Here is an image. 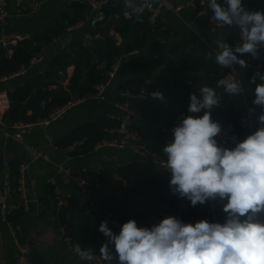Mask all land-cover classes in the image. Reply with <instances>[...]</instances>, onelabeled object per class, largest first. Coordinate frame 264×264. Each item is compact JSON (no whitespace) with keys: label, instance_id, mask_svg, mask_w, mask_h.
<instances>
[{"label":"crops","instance_id":"0c3cea01","mask_svg":"<svg viewBox=\"0 0 264 264\" xmlns=\"http://www.w3.org/2000/svg\"><path fill=\"white\" fill-rule=\"evenodd\" d=\"M172 1L180 3L185 0ZM113 3L122 5L124 15L130 16V10L125 8V0H113L110 4ZM79 4H83L84 8ZM7 9L8 15L4 19H0V46L4 42L17 44L19 41L29 38L32 40V47H37V45L41 47L39 55L43 57L40 62L31 63L25 72H15L0 81V93H5L7 96L8 106L9 91L35 74L47 70L49 59L69 43L74 41L84 43L85 39H89L92 41L91 46L99 47L103 44L106 34H109L117 43H126L130 38V35L124 37L114 30L115 25L121 22L119 14H112L104 24L98 27L99 31L94 36L89 33L82 34L83 28L70 30L74 26H71L70 21L78 14L84 15L85 20L88 19L91 9L85 0H8ZM160 18L172 28L173 35L177 36L178 40L183 32H195L197 41L208 53H213V58V49L216 48L215 41L223 38L227 42L229 34L233 35L238 31L234 27L217 25L211 21L210 13L196 16L195 10L191 7H185L178 14L163 10ZM56 25L67 27V33L54 40L50 45L42 42L41 37L37 41L35 40L36 36H41L45 30ZM263 51L264 49L260 53ZM145 53L146 48L123 53L117 63L120 65L133 54L142 55ZM8 55L11 56V54ZM240 58L248 63L247 68H241L238 64L237 68L243 73L249 104L251 109H255L252 113L253 120L258 126L257 117L261 114L262 109L253 105V100L256 84L261 81L259 78L256 79L255 84L249 81L256 71L260 72L263 66L262 64L253 65L247 54L241 55ZM174 59L173 55L168 54L167 62L162 66V69ZM73 71L74 65L69 66L65 72L60 71V82L63 87L68 86ZM131 78H133L132 75L117 74L106 87L104 100L98 99L94 95L79 99L48 125H37L30 128L23 135L21 141L7 137L3 128L0 127V264H16V246L9 226L3 218L1 203L5 199V188L12 173L10 162L12 160L22 162L29 158L26 145H36L50 155L48 161L44 159L33 161L27 170L25 192L28 203L23 216L27 241L43 255L48 264H89L88 261L77 257L67 247L59 229H57L59 218L55 215L56 201L53 186L59 187L64 195L74 200L76 227L83 226L93 235L99 229L104 216H108L112 220L127 222L129 219L135 220V213L138 212L149 220H156L166 211L181 213L186 207L181 204L171 206L151 196L130 193L121 187L126 184V180L121 181L113 176L116 166L129 161L132 157L144 159L135 155L131 147L119 149L100 143L93 151L76 156L71 153L72 147L57 148L55 146L59 138L88 120L105 114L112 117L125 116V112L116 107V104H125L133 111V114L130 115V123L140 131L143 139L151 147L163 152V148L173 140V136L163 132L159 126L172 129L177 126L184 118L179 117L181 95L207 85L189 83L187 87L172 89L166 100L154 101L149 94L147 97H134L129 91L121 90L120 87ZM146 80L153 82L154 79L153 76H148ZM236 140H238L237 132L232 143ZM61 166L92 170L101 175L102 180L99 187L88 193L91 203L89 210L82 207L79 201L85 193L68 178ZM16 203L17 201L10 202L9 205L15 206ZM215 205L218 219L225 222L226 214L222 210V203L215 201ZM196 210L199 209L196 208ZM106 239L104 236L101 242H105Z\"/></svg>","mask_w":264,"mask_h":264},{"label":"trees","instance_id":"16d2710c","mask_svg":"<svg viewBox=\"0 0 264 264\" xmlns=\"http://www.w3.org/2000/svg\"><path fill=\"white\" fill-rule=\"evenodd\" d=\"M218 2L223 4V0H218ZM242 2L249 11H264V0H242ZM79 6L84 8L83 4H79ZM105 13L106 19L101 24H104L112 14H119L121 22L115 25L114 30L124 37L130 35L129 40L126 43H117L109 34H106L103 44L99 47L85 45L81 41L69 43L49 59L47 70L35 74L9 91V106L4 113L6 121L11 123L36 122L49 118L57 109L70 101L95 94L97 86L107 81L110 71L123 53H131L144 48H146L145 54H133L120 64L117 74L133 76L120 87L121 90L133 94L145 90L149 95L159 91L166 100L172 89L187 87L189 83H202L215 88L217 81L224 78L227 69L217 65L214 58H208V52L197 41L195 32H183L178 41L170 42L169 39L173 36L172 28L167 26L160 17L156 24H151L149 11H144L139 18L133 15L126 17L122 5L108 3ZM209 13L212 15L210 10ZM83 20H85V16L78 14L70 21V24L73 26ZM99 26L86 25L82 29V34L89 33L94 36L98 33ZM66 33L67 27L56 25L45 30L41 36H36L35 40L37 41L41 37L42 42L50 45ZM227 41L232 44L240 42L239 30L233 35L229 34ZM10 46L14 49L11 56L8 55L6 47L0 46V78L18 72L23 67H29L31 60L40 56L41 47L38 45L32 47V40L29 38ZM168 54L173 55L175 59L159 74L153 75V71L167 62ZM247 57L255 66L262 64L263 68L260 73L264 74V51L259 54L258 59H254L248 54ZM71 65H74V71L65 88L60 82V71L65 72ZM148 76H153V82L146 80ZM199 89L200 87L181 95L179 99L180 111L188 108L191 93H195L199 97ZM216 90L220 94L223 93L222 88ZM153 100L162 101L155 98ZM203 114L204 110L196 116ZM211 115L213 120L218 121L222 127L232 125L238 134V140H243L246 137L245 132L238 125L237 112L232 97L226 94L222 95L219 106L211 109ZM123 127L125 124L121 118L101 115L66 133L56 141L55 146L57 148L72 147V155L87 154L105 140L119 138L121 133L118 130ZM130 127L135 126L132 124ZM234 146L235 143L227 145L228 148ZM19 165L20 162L17 160L10 162L12 173L9 178L8 202L17 201V203L6 209L5 216L6 220L15 228L19 240L22 243H29L23 224L25 205L22 202L21 188L17 179ZM78 173L85 178L87 191L99 187L102 180L99 173L83 169H78ZM113 176L121 181L126 180V184L121 187L130 193L151 196L171 206L185 205L186 207L182 210L183 216L193 210L196 213L197 221L206 219L209 222H214L212 217L206 213V203L193 207L190 201L173 195L169 187L170 173L158 168L148 159L132 157L129 161L117 165L113 170ZM75 215V202L69 198L67 205L60 209L57 229L62 225L65 226L75 244L79 243L82 248L91 247L94 254L99 255V248L104 242L98 241L93 233H89L83 226L77 228L74 223ZM135 220L144 222L147 218L137 212ZM29 259L31 264H48L43 255L33 246Z\"/></svg>","mask_w":264,"mask_h":264},{"label":"clouds","instance_id":"9594fccd","mask_svg":"<svg viewBox=\"0 0 264 264\" xmlns=\"http://www.w3.org/2000/svg\"><path fill=\"white\" fill-rule=\"evenodd\" d=\"M146 3L147 0H125V8L139 18ZM201 6L204 11L198 15H207L210 10L211 21L239 30L240 43L235 47L223 38L215 41L217 65L225 69L237 64L247 68L241 55L259 58L264 49V11H249L242 0H223V4L208 0L207 6L203 2ZM208 58H213L212 52ZM257 78L261 83L254 89L253 105L262 109L258 127L243 140L234 141V147L218 143L222 126L211 115L222 95L233 97L244 92L236 76H225L215 88L201 87L199 97L190 94L187 111L204 110V114L185 116L173 127V140L163 148L171 193L190 201L193 207L221 202L225 222L201 219L193 224L168 216L149 228L129 219L115 233L103 220L98 230L107 238L99 248L104 264H264V74L256 71L249 82L255 84ZM217 88H222L223 93H218ZM151 96L164 100L159 91ZM254 111L249 109L250 113ZM73 251L89 264L97 260L91 247L82 248L77 243Z\"/></svg>","mask_w":264,"mask_h":264},{"label":"built area","instance_id":"2783aa9c","mask_svg":"<svg viewBox=\"0 0 264 264\" xmlns=\"http://www.w3.org/2000/svg\"><path fill=\"white\" fill-rule=\"evenodd\" d=\"M85 2L91 9V13L88 19L78 22L76 25L71 27L70 30L71 29H81L86 25H89L91 27H97L105 21L106 19L105 7L109 3V0H85ZM202 2L204 6H207L208 0H185L184 2H180V3H175L172 0H147V3L144 5V7H145V11L150 12L149 20L151 24H156V21L159 19L163 10L172 11L178 14L185 7H191L192 9L195 10L196 16H199L198 14L204 11V8L201 6ZM7 5H8V0H0V19H4L8 15ZM227 43L230 46L234 47L236 44L240 42H236L232 44L227 41ZM2 45L6 47L8 54L12 55L14 53V49L10 46L11 44L4 42ZM42 59H43L42 56H38L32 59L31 63L40 62ZM119 66L120 65L118 63L115 64L109 73V78L107 79V81L97 86V92L93 94L95 97L101 100H104L106 98L105 89L109 85V83L116 77ZM26 69H27L26 67H23L20 71L25 72ZM233 69H227L226 73L224 74V77L225 76H236V78L242 82V85L244 87V92L240 95L233 96L232 99L234 101L235 109L237 112L238 125L240 129L244 131L247 136L251 134L252 132H254L255 122L253 120L252 113L249 112V109H251V106L249 104L248 96H247L246 89L244 86L243 73L241 72L239 68L235 66H233ZM5 78H7V76L1 77L0 81ZM131 95L134 97H147V93L145 92V90H142L140 93H137V94L131 93ZM76 101L77 100L68 102L61 108L57 109L53 114H51L49 118H45V119H42L36 122L11 123L4 119V114H3L5 113V110L8 106V98L5 95V93H0V113L2 112V114L0 115V127L3 128L4 133L7 137L21 141L23 140V135L30 128L37 126V125H48L53 120L61 116L67 109L72 107L76 103ZM116 107H118L120 110L125 112V116L119 117L122 119L123 123L125 124V127L118 130L121 133V136L119 138L105 140L103 143L107 144L108 146L116 147L119 149H125L127 147H131L135 155L142 157L144 159H148V160L150 159L158 168L167 171L165 163H164V161H166L167 159L166 155L163 152L159 151L158 149L151 147L143 139L140 131L137 128L130 127L132 125V123H130V115L133 114V111L130 109V107H128L125 104H116ZM187 109L184 111H179V117H185L188 115L196 116L197 114H199V113H189ZM159 127L163 132L169 133L173 136L172 128L163 127V126H159ZM235 133L236 132L232 125L223 126L221 134L217 137L218 143L223 147H227V145L233 142ZM26 149L29 152V158L20 162L18 178H17L18 183L21 188L22 202L25 206H27V203H28V198L25 192L26 173H27V170L30 164L37 159H44L47 161L50 160V155L47 153V151L41 149L40 147L36 145H26ZM61 169H63V171L68 176V178L74 181L83 190L85 194L90 193V191H87V189L85 188L86 180L83 176H81L78 173V169L71 168V167H64V166L63 167L61 166ZM9 187L10 186L8 182L5 188V199L1 203V208L3 210V218L5 219V221L7 222L9 226V230L11 232V235L13 237V240L16 246V264H31L29 256L32 250V245L30 243H22L19 240L18 235L16 234V230L13 227V225L6 220V216H5L6 209L10 206L8 202V197L10 195ZM53 188H54V197L56 201L55 215L57 218H59L60 209L63 206L67 205L70 197L64 195L59 187L53 186ZM206 204H207L206 213L212 217L213 221L223 223L217 217L215 201H209ZM168 216H174L180 220L183 219L182 212L177 213V212H172V211H166L163 213V215L159 219H156V220L147 219L144 222L137 221V220L135 221L137 222V225L140 227L150 228L151 226L159 223L163 218L168 217ZM103 220L108 221V226L115 233H118L120 230V226L124 222H126V221L112 220L108 216H104ZM59 232L61 233V236L63 237V240L65 241L67 247L75 254V252L73 251L75 243L73 241V237L68 232L66 227L63 225L60 226ZM96 256H97V260L93 261L92 263L93 264H104V262L100 260L99 255H96Z\"/></svg>","mask_w":264,"mask_h":264},{"label":"water","instance_id":"95a60500","mask_svg":"<svg viewBox=\"0 0 264 264\" xmlns=\"http://www.w3.org/2000/svg\"><path fill=\"white\" fill-rule=\"evenodd\" d=\"M113 0H109V3H112ZM178 40V37L173 35L170 37L169 41L170 42H173V41H177ZM84 44L85 45H91L92 44V41H90L89 39H85L84 41ZM235 67H237L238 65H234ZM162 70V67H159L158 69H156L155 71H153V75H157L161 72ZM257 125L254 126V130L257 129ZM150 160V159H149ZM151 161V160H150ZM79 201L81 202L82 204V207H84L86 210H89L91 208V203H90V195L89 194H85L83 195ZM183 222L185 223H196L197 220H196V216H195V212L193 210H190L189 212H187L183 219H182ZM96 239L98 241H101L104 237L103 233H101L99 230H96L95 233H94Z\"/></svg>","mask_w":264,"mask_h":264}]
</instances>
